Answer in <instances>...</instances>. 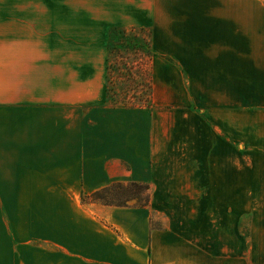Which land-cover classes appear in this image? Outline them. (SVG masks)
<instances>
[{
    "label": "crops",
    "instance_id": "crops-1",
    "mask_svg": "<svg viewBox=\"0 0 264 264\" xmlns=\"http://www.w3.org/2000/svg\"><path fill=\"white\" fill-rule=\"evenodd\" d=\"M112 25L149 31L154 106L178 80L188 104L234 110L241 80L257 212L203 218L187 190L217 172L197 152L191 185L168 167L196 143L160 117L171 109L152 110L141 139V107L106 100ZM138 181L143 206L81 198ZM0 264H264V0H0Z\"/></svg>",
    "mask_w": 264,
    "mask_h": 264
},
{
    "label": "rangeland",
    "instance_id": "rangeland-1",
    "mask_svg": "<svg viewBox=\"0 0 264 264\" xmlns=\"http://www.w3.org/2000/svg\"><path fill=\"white\" fill-rule=\"evenodd\" d=\"M51 0H38V6H50ZM130 28V27H127ZM134 29H127L131 37L141 38L145 35L150 39L149 31L145 28L133 27ZM106 45V38H105ZM124 56L132 57L126 51L122 53ZM135 58L143 55L133 54ZM107 56V54H106ZM154 56L148 60V68L152 74V93L153 86L155 83L153 76L154 69ZM156 64V63H155ZM181 83L184 80H179ZM170 86L164 88L160 91L158 98L161 99L160 105H153L152 94H151V107L139 106V121L142 135H145L143 130L147 128V121L149 114L154 111L157 107H164L165 109H171L169 113L166 110H159L161 118H165L169 123L171 122L172 130H176L178 134H183L184 139L187 136V141L194 140L196 143L188 142L184 143L182 146L192 147L194 151L193 156L188 158H182L181 152L184 150L172 151L170 153L171 158L168 167L180 173V179L188 184L195 182L194 171H195V159L194 155L197 152L198 168H202L203 173L207 172V162H209L212 172L216 173L214 180L212 182L208 181L206 176H203L202 188L198 187L196 192L190 188L187 190L189 193L194 195L193 202L197 203V206H201L203 210V218H248L249 210L250 214L253 215L257 212L258 205L257 202L254 203L252 200L251 207L246 204L248 200V192L244 190V179L246 175L244 174V167L253 166L256 159L251 158L249 160L244 153V139H249L248 134V124L249 120L257 122V115L244 116L242 109V88L241 80H236V87L234 96L235 109H219L213 107L205 106H195L194 104H188L182 98L180 91L181 86H175L171 82H177L178 80H167ZM157 86L158 83L156 82ZM232 97V95L230 96ZM221 96H219V99ZM163 108V109H164ZM163 112V113H162ZM165 112V113H164ZM250 118V119H249ZM247 125V126H246ZM257 131H255L256 134ZM173 133V132H172ZM198 152L203 155L199 158ZM213 153L214 155H211ZM188 155V154H187ZM228 156V159H226ZM218 157V158H216ZM201 162V166H200ZM229 172V177L226 176ZM179 178V177H178ZM177 178V180H179ZM181 181V180H180ZM137 183L146 184L145 181H138ZM123 188L112 187L107 191L100 192V196L104 198L103 200L110 202L112 204H136L139 202V198L143 197L147 191H138L137 188L131 186L129 182L122 183ZM194 188V187H192ZM247 193V194H246ZM197 194V196L195 195ZM85 201L90 199L84 198ZM98 202H103L96 200ZM14 198L12 195V203ZM16 202V201H15ZM24 202V201H23ZM22 209V217L26 216V211L29 207L20 206ZM19 207V208H20ZM16 209L11 206V218H16L18 215L14 212ZM237 220V219H236ZM241 225V222L239 223Z\"/></svg>",
    "mask_w": 264,
    "mask_h": 264
},
{
    "label": "trees",
    "instance_id": "trees-1",
    "mask_svg": "<svg viewBox=\"0 0 264 264\" xmlns=\"http://www.w3.org/2000/svg\"><path fill=\"white\" fill-rule=\"evenodd\" d=\"M127 28L119 25H112L106 31V73H105V96L112 104L135 107H151L152 74L148 68V60L153 56V49L147 35L138 38L131 37ZM126 51L132 57L124 56ZM143 55L133 59V54ZM138 191H147V185L137 182H129ZM123 188L122 183H114L89 195L82 196L92 201L100 200L103 204H112L103 200L100 192L107 191L112 187ZM148 194L139 198L136 205L143 206L147 203ZM122 205V204H119Z\"/></svg>",
    "mask_w": 264,
    "mask_h": 264
}]
</instances>
